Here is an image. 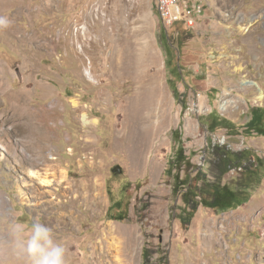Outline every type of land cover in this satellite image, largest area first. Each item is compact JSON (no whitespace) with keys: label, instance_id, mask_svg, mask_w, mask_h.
Here are the masks:
<instances>
[{"label":"rangeland","instance_id":"rangeland-1","mask_svg":"<svg viewBox=\"0 0 264 264\" xmlns=\"http://www.w3.org/2000/svg\"><path fill=\"white\" fill-rule=\"evenodd\" d=\"M43 1L0 0L13 27L0 29V261L20 264L14 217L52 228L68 264H264V135L247 129L264 109V0H187L202 6L197 24L166 28L156 0ZM85 31L102 41L86 55ZM118 50L134 54L126 69ZM137 100L172 108L141 157ZM179 146L186 195L166 173ZM226 150L246 159L225 173ZM216 180L247 185V201L203 205L200 187ZM118 202L123 219L111 218Z\"/></svg>","mask_w":264,"mask_h":264},{"label":"trees","instance_id":"trees-1","mask_svg":"<svg viewBox=\"0 0 264 264\" xmlns=\"http://www.w3.org/2000/svg\"><path fill=\"white\" fill-rule=\"evenodd\" d=\"M250 114L251 117L247 122V129L264 135V109L253 107L250 110ZM245 159V152L237 154L234 151L226 150L221 157V162L223 163V166L225 168L224 172L226 173L230 171L233 166L241 165L245 161ZM256 160L257 165H263L261 164L259 158H257ZM186 161L187 157L184 153V148L182 146H179L175 151V155L169 161V166L166 170V173L172 175L175 179L174 191H176L177 193L184 191L185 195L188 193H193V188L191 184H189L192 176L189 175V185L188 188L184 190L183 188H181V186L185 184L184 181L186 178H180L179 173L174 174L173 171L176 169L179 170ZM246 188L247 185L237 184V186H231L227 183L224 184L221 183V181L216 180L213 182H206L204 186L200 187L199 194L201 195L202 204L207 207L232 209L240 206L247 201L248 193L246 191ZM195 195L197 196L198 194ZM118 207V213H116L115 215H111V218L123 219L126 217L128 213L127 205L124 209H121V205L118 202Z\"/></svg>","mask_w":264,"mask_h":264},{"label":"bare ground","instance_id":"bare-ground-1","mask_svg":"<svg viewBox=\"0 0 264 264\" xmlns=\"http://www.w3.org/2000/svg\"><path fill=\"white\" fill-rule=\"evenodd\" d=\"M55 0H49L48 2L45 0L43 1L44 5H46L47 7H52V5L54 4ZM83 6V5H82ZM84 12L87 9H83ZM93 11V10H92ZM79 13V12H78ZM93 12H90L89 15L86 16L87 19L90 18V16H92ZM264 15V14H263ZM85 16V15H84ZM70 24V23H69ZM12 27V25H11ZM6 28L5 30L9 31L13 29L12 28ZM16 28V27H15ZM240 29H242L243 31H249L250 30V25H241ZM1 32V31H0ZM107 32V31H106ZM5 33V32H4ZM11 33H13V31H11ZM10 33V34H11ZM44 33V32H43ZM42 33V35H43ZM105 33V32H103ZM115 33V32H114ZM7 34V33H6ZM35 34V33H34ZM37 34V33H36ZM83 40L80 39L81 42V52L80 53H84L86 55V53H88L89 51H91V49L88 46V43H92V45H100V41L101 37L95 38L94 35L89 36L88 32L85 31L83 34ZM120 36V35H119ZM11 37V36H9ZM36 37V36H35ZM33 37V34L31 35V37H28L30 39V41H33V39L35 38ZM41 37V35H40ZM39 37V38H40ZM91 37V38H90ZM97 37V36H96ZM113 37V36H112ZM21 38H25V36H21ZM62 38V36H61ZM60 38V39H61ZM128 38V37H127ZM110 39V38H109ZM113 39V38H112ZM120 40V39H119ZM53 41L55 42V40L52 39L51 42L49 43H53ZM59 41V40H58ZM61 41V40H60ZM68 41V40H66ZM110 41V40H108ZM107 41V42H108ZM112 41V40H111ZM65 43V42H64ZM67 43V42H66ZM115 43V42H114ZM54 48H58L57 43L55 42V44L53 45ZM68 46V45H67ZM100 47V46H99ZM107 48V47H105ZM132 48V47H131ZM93 49V48H92ZM103 49V48H102ZM101 50V49H100ZM131 50V49H130ZM133 50V49H132ZM131 50V51H132ZM95 55V54H94ZM82 56V55H81ZM86 56H84L85 58ZM115 58L117 60V62L123 67V68H128L130 65V62L132 60V58H134V54L133 52H126L125 50H118L115 53ZM114 58V59H115ZM80 59V58H79ZM82 62V60H81ZM97 68V67H96ZM92 71V70H91ZM87 72V71H86ZM89 74V73H88ZM93 75V74H92ZM91 75V76H92ZM90 77V76H89ZM92 79V78H90ZM244 83L249 82L250 84H256V82L253 81H248V80H244ZM99 84V83H98ZM100 85V84H99ZM260 92L258 94V98L259 99H263L264 98V91L262 89H259ZM26 93L21 92L20 90H16L12 92V99H15L16 102H20L22 101L26 95ZM160 103V102H159ZM165 103V102H164ZM164 105V104H163ZM171 107L167 108V107H163L161 110H158L157 108H155L154 104L152 101L149 100H141V101H136L132 104L131 106V116H132V121H131V131L129 132V138L131 143L133 142V144L135 145V147L140 148V150H136L139 152V157L143 156L145 151L147 150L149 144L151 143V141L153 140L154 137H156V135L158 134V132L165 126V124L168 123V121L170 119H172V115H171ZM83 121L85 124H88L90 121L88 119V114L86 112L83 113ZM96 121V120H95ZM171 121V120H170ZM92 122V120H91ZM93 125V124H92ZM163 130V129H162ZM158 136V135H157ZM130 143V144H131ZM135 152V151H134ZM137 154V153H135ZM71 226V225H70ZM65 230V229H64ZM66 232V231H65ZM67 236V235H66Z\"/></svg>","mask_w":264,"mask_h":264},{"label":"clouds","instance_id":"clouds-1","mask_svg":"<svg viewBox=\"0 0 264 264\" xmlns=\"http://www.w3.org/2000/svg\"><path fill=\"white\" fill-rule=\"evenodd\" d=\"M11 23L8 17L0 16V29L10 27ZM6 233L7 246L17 254L20 264H68L67 249L56 240L52 228L46 224L39 221L26 224L21 219L10 217ZM0 264L6 262L0 261Z\"/></svg>","mask_w":264,"mask_h":264},{"label":"built area","instance_id":"built-area-1","mask_svg":"<svg viewBox=\"0 0 264 264\" xmlns=\"http://www.w3.org/2000/svg\"><path fill=\"white\" fill-rule=\"evenodd\" d=\"M160 19L165 27L184 22L194 27L200 19L202 6L187 0H156Z\"/></svg>","mask_w":264,"mask_h":264}]
</instances>
